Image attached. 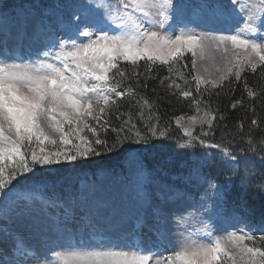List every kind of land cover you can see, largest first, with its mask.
<instances>
[{
    "label": "snow or ice",
    "instance_id": "obj_1",
    "mask_svg": "<svg viewBox=\"0 0 264 264\" xmlns=\"http://www.w3.org/2000/svg\"><path fill=\"white\" fill-rule=\"evenodd\" d=\"M7 8L0 0V264H52L50 253L60 255L58 249L67 252L58 264H264V247L256 246L257 240L264 242V179L249 176L251 146L233 148L235 138L216 142L214 128L224 116L207 106L200 113L206 93L227 87L233 78L241 82L248 68L253 73L264 68V0H33L14 16ZM234 19L235 28L224 27ZM215 53H222L220 64ZM189 54V76H165L160 84L169 81L172 96L195 105L197 114L178 116L175 124L187 138L177 141L179 147L198 143L200 154L185 151L175 162H149L147 146L153 138H168L167 130L149 123L147 134L135 131L130 113L123 121L128 131L112 128L118 135L109 145L99 131L110 127L105 116L115 109L121 119L125 113L118 102L148 86L147 79L140 82L141 73L129 75L121 63L135 67L143 61L151 73L152 65L171 70ZM209 59L215 74L203 64ZM131 79L134 86L124 83ZM243 83L255 101L257 93ZM136 103L151 110L143 97ZM139 116L144 119V112ZM251 124L259 126L257 119ZM103 152L124 159L128 211L111 218L98 209L78 211L73 203L36 190L44 186L38 168L80 166ZM257 158L264 165V154ZM234 189L259 193L258 222L246 202L229 207ZM45 206L60 214L45 213ZM186 215L204 228L202 238L183 228ZM225 218L236 220L232 231L223 228ZM133 222L141 234H151L148 246L114 238ZM173 224L185 239L166 256L162 249L170 246Z\"/></svg>",
    "mask_w": 264,
    "mask_h": 264
},
{
    "label": "trees",
    "instance_id": "obj_2",
    "mask_svg": "<svg viewBox=\"0 0 264 264\" xmlns=\"http://www.w3.org/2000/svg\"><path fill=\"white\" fill-rule=\"evenodd\" d=\"M4 4L8 5L7 13L10 14L17 8L21 2L33 0H3ZM74 0H60V3H66ZM50 2V0H45ZM23 5V4H22ZM27 5V4H26ZM187 62L189 67L185 69L184 63ZM121 69L127 74L131 75L133 72H139L140 82L143 83L147 79V88L136 89L138 95L136 97L126 96L122 101H119L120 112L125 113L121 119H116L118 114L115 109H112L111 116H105L109 121L110 127L100 128L102 138H106L109 145L112 144L113 139L118 135L117 132L112 131V128H124L125 132L128 131V126L124 125L123 121L127 119V114L132 115L133 123H136L137 128L135 131H140L142 134H147L146 124H153L158 126V131L167 130L168 138H153L147 146L150 150L145 153L149 162L153 160H169L178 161L181 159L182 152H196L197 155L203 150L202 146L198 143L195 147L181 149L180 143H186L187 138L182 136V132L176 127L175 118L178 116L188 117L197 114L196 107L190 101L177 99L171 95L173 90L167 88L169 81H165L163 85L160 80L165 76H171L173 79L180 76H189L191 71V57L190 54L186 55L178 63L172 65L169 70V65L154 64L152 65V72L148 73L145 69L148 67L143 61H140L135 67L130 64L121 63ZM151 77L148 79V77ZM119 78V77H118ZM244 81H246L253 91L257 93V98L252 101L247 96L244 88ZM135 79L126 80V85L134 86ZM182 83V81H177ZM227 83V82H226ZM155 89V91H153ZM141 97L147 99L152 105L151 110L146 107H141L136 101ZM235 100H243V105H237L235 109L232 108V103ZM210 107L213 111H218L219 114L224 116V120L219 121L214 128L215 141H223L228 143L235 138V143L232 144L233 148L242 147L249 148V165L250 169L254 170L249 173V176L254 181L264 179V165H261L258 155L264 154V68L258 67L257 72L253 73L250 68L242 73V81L236 82L233 78L232 83L227 87L221 89H212L210 93H206L202 98V105L200 113L202 114L204 107ZM139 111L144 112V119L139 116ZM151 111V120L147 117ZM157 117L159 118L157 120ZM252 119H257L259 126L251 124ZM243 124L241 130L240 125ZM199 132V128L196 129ZM123 135V133H119ZM91 135L90 133L88 134ZM206 140L212 141V137H206ZM125 147H136L135 145H127ZM215 151V150H213ZM255 153V154H253ZM124 159L117 153L103 152L100 157H94L90 161H85L80 166H72L62 162L60 165H54L57 171L43 172L42 169H37L41 179L44 181V186H37V191L43 192L45 198L60 199L71 197L76 192V183L81 177L95 178L96 172L100 169L117 170L122 167ZM222 170V169H221ZM223 179V176H220ZM242 202H246V206L255 209L254 221L258 222L260 216V195L254 190L248 192H240L234 189L229 194V207L239 208ZM251 244V241L250 243ZM256 246L264 247V242L257 240Z\"/></svg>",
    "mask_w": 264,
    "mask_h": 264
},
{
    "label": "rangeland",
    "instance_id": "obj_3",
    "mask_svg": "<svg viewBox=\"0 0 264 264\" xmlns=\"http://www.w3.org/2000/svg\"><path fill=\"white\" fill-rule=\"evenodd\" d=\"M4 2V1H3ZM26 4H30L31 2L25 1ZM70 2H76L70 1ZM66 2V3H70ZM257 2V0H254ZM27 6L24 2L17 7V9L13 12L11 16H14L16 13L20 11V6ZM196 4V3H193ZM198 23V22H196ZM190 26H196L195 24ZM237 26V20L234 19L230 22V24L225 25L226 28H235ZM242 27V25H239ZM197 31H200V27H196ZM221 34H228V32H222ZM83 39V38H82ZM215 63H221L222 53H215ZM203 64L208 66L209 70L215 74V68L213 67L214 61L209 59L203 61ZM222 66V64H221ZM100 106H96L97 112L99 111ZM187 117H185V120ZM199 128V126H197ZM196 128V129H197ZM121 170H108L101 169L96 173L95 178H83L78 182L77 185V194L75 198L64 199L60 201V203L71 202L77 206L78 211H86L88 208H92L93 210H99L101 214L107 213L109 218L112 216L119 215L122 212L128 211L130 207V197L131 190L125 180L124 174V166L120 168ZM41 203V202H38ZM207 203H211L209 199ZM45 213L51 215L55 213L56 215L60 214V209L56 207H44ZM199 214H197L198 216ZM185 220L187 221L183 228H186L188 233L191 234V237L194 239L202 238L205 234L204 228L197 223L194 217L186 215ZM236 220L232 218H225L223 222V228L228 231H232L233 228L230 227L231 224H235ZM242 227V225H240ZM182 228L177 227L173 224L170 227L169 233V247L162 249L164 254L170 255L173 248H177L179 242L185 239V236L181 234ZM122 244H131V245H139L144 244L148 246L151 240V234L147 231L141 234V230L135 227V222L130 225L126 230L119 232L115 237ZM246 243H250V241H246ZM60 255H57L56 252L50 253L52 264H58L59 260L67 254L66 250L58 249L57 250Z\"/></svg>",
    "mask_w": 264,
    "mask_h": 264
}]
</instances>
